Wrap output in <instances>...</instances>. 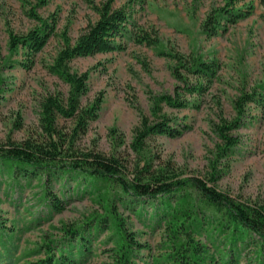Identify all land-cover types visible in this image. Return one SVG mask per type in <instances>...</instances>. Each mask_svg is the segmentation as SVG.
<instances>
[{"label": "rangeland", "instance_id": "1", "mask_svg": "<svg viewBox=\"0 0 264 264\" xmlns=\"http://www.w3.org/2000/svg\"><path fill=\"white\" fill-rule=\"evenodd\" d=\"M105 1L46 0L42 5L40 0H0V81L6 88L0 101V144L7 138L21 141L38 131L42 98L67 93V85L50 67L65 39L74 42L80 31L97 19L93 8ZM224 4V0H113L114 8L126 9L136 31L147 33L157 44L124 39L120 51L70 63L72 71L89 76L82 103L92 101L98 93L104 95L82 145L126 159L130 169L139 160L141 166L150 161L153 169L170 164L183 177L208 178L215 165L218 175L214 185L219 191L259 202L264 201V104L245 107L242 126L233 133L239 144L226 160L217 163L218 139L212 125L219 116L227 120L235 117L233 104L241 93L264 94V9L258 0L240 2L236 7L251 6V15L235 24L222 22L224 30L208 37L202 30L206 16ZM39 19L53 25V32L44 48L26 60L21 48L10 49V35L23 36L38 29ZM175 54L214 61L218 66L215 78L201 96L186 95L197 99L195 106L186 110L163 108L162 113L174 120L173 126L185 127L180 135H154L146 141L143 153L136 155L130 148L134 129L142 117L152 118L154 99L173 94L180 85L172 71L175 62L171 56ZM43 182L42 175L31 179L13 175L0 162V264L43 258V246L61 238L64 226L78 227L107 212L106 191L95 192L86 180L52 179L48 196ZM54 199L60 201L61 210L52 208ZM158 204L125 208L116 203V214L144 247L136 252L135 264L171 263L166 257L170 248L165 223L159 225L151 218ZM210 231L203 225L195 239L206 245L218 263L226 241L222 236H210ZM85 237L91 247L83 264L111 263L117 240L114 229ZM234 262L255 264V244L239 245Z\"/></svg>", "mask_w": 264, "mask_h": 264}, {"label": "trees", "instance_id": "2", "mask_svg": "<svg viewBox=\"0 0 264 264\" xmlns=\"http://www.w3.org/2000/svg\"><path fill=\"white\" fill-rule=\"evenodd\" d=\"M45 1L40 0V3L44 5ZM245 1L248 0H224L223 7L206 16L203 33L215 37L224 30L222 22L235 24L250 16L251 6L246 5L244 9L236 7ZM258 2L264 9V0ZM93 10L97 15L95 22L82 29L74 42L65 39L50 67L53 75L67 85V93L49 94L42 98L38 131L21 141L7 138L0 144V162L13 175L20 174L26 179L42 175L47 196L52 179L86 180L95 192L101 194L106 191L107 212L78 227L64 226L61 238L43 246V258L20 264H83L91 247L85 234H95L109 227L114 229L117 240L108 264H135L136 252L144 247L116 214V203L129 208L155 201L159 204L153 208L151 218L159 225L165 223L170 248L166 257L170 264L215 262L206 245L195 239L203 225L211 228L210 236H222L226 241L222 259L214 264H237L234 261L239 245L245 247L250 244H255V264H264V201H244L219 191L214 185L218 175L215 165L208 178L183 177V173L170 164L153 169L150 161L141 166L139 160L130 169L126 159L106 156L82 145L89 124L98 117L104 95L98 93L92 101L82 103L88 92L89 76L87 72L72 71L70 63L77 58L120 51L124 39L139 44H157L156 39L147 33H138L126 9L114 8L113 0H106ZM39 21L41 27L36 30L23 36L10 35V49L16 51L21 48L26 60L40 52L52 35L53 25ZM171 58L175 62L173 76L180 85L175 87L173 94H163L154 99L152 118L142 117L134 129L130 148L136 155L143 153L146 141L154 135H180L185 127L173 126L174 120L162 113L163 108L186 110L195 106L197 99H188L186 95L190 98L201 96L213 82L218 69L214 61L204 60L199 55L175 54ZM25 64L23 67L27 69ZM5 89V84L0 81V101ZM248 104L263 106L264 94L255 91L241 93L233 104L235 117L227 120L219 116L218 122L213 123L212 130L218 139L216 163L226 160L238 146L239 138L233 133L242 126ZM51 206L57 211L62 209L56 199Z\"/></svg>", "mask_w": 264, "mask_h": 264}]
</instances>
